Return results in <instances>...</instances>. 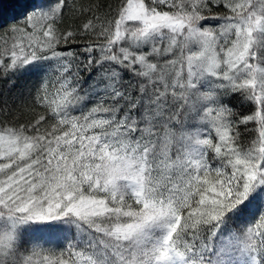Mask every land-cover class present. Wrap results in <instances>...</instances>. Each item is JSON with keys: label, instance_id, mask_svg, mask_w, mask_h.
Masks as SVG:
<instances>
[{"label": "snow or ice", "instance_id": "6c2138e0", "mask_svg": "<svg viewBox=\"0 0 264 264\" xmlns=\"http://www.w3.org/2000/svg\"><path fill=\"white\" fill-rule=\"evenodd\" d=\"M7 37L0 79L45 71L26 122L0 103V264H264V0H51Z\"/></svg>", "mask_w": 264, "mask_h": 264}, {"label": "trees", "instance_id": "16d2710c", "mask_svg": "<svg viewBox=\"0 0 264 264\" xmlns=\"http://www.w3.org/2000/svg\"><path fill=\"white\" fill-rule=\"evenodd\" d=\"M121 0H76V7L80 4H91L99 9V14H108L114 11ZM51 0H0V35L7 37L13 27L23 26L25 19L33 13L47 10ZM86 22L79 15L68 14L63 25L73 27ZM2 43V41H0ZM11 43V41L9 42ZM0 51H3L0 49ZM43 67H30L10 79H0V103L7 102L13 108H23V113L18 118L26 122L31 118L30 110L26 106L28 93L33 89L37 80L44 74ZM36 237L53 238L54 231L38 229Z\"/></svg>", "mask_w": 264, "mask_h": 264}, {"label": "rangeland", "instance_id": "374dc122", "mask_svg": "<svg viewBox=\"0 0 264 264\" xmlns=\"http://www.w3.org/2000/svg\"><path fill=\"white\" fill-rule=\"evenodd\" d=\"M29 235L31 236V233ZM35 235H36V233H35ZM47 239H49V238H46L44 240H47ZM44 240H41L40 242L43 243ZM43 255H48V253L47 252H41L39 255L33 256V262H34V264H41V257Z\"/></svg>", "mask_w": 264, "mask_h": 264}]
</instances>
